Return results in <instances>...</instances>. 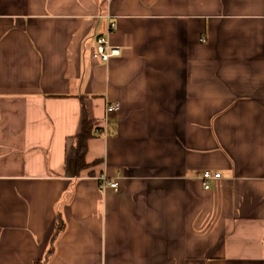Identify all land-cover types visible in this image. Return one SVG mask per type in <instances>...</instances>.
<instances>
[{"label": "crops", "instance_id": "1", "mask_svg": "<svg viewBox=\"0 0 264 264\" xmlns=\"http://www.w3.org/2000/svg\"><path fill=\"white\" fill-rule=\"evenodd\" d=\"M52 247L47 264H264V0H0V264Z\"/></svg>", "mask_w": 264, "mask_h": 264}, {"label": "built area", "instance_id": "2", "mask_svg": "<svg viewBox=\"0 0 264 264\" xmlns=\"http://www.w3.org/2000/svg\"><path fill=\"white\" fill-rule=\"evenodd\" d=\"M109 2L110 0H106V4L107 6H109ZM104 18L107 21L106 24V31H105V35L101 38H99L97 40V48H96V52L94 54V57L104 63L109 62L112 58H117L119 56H121V49L119 47L113 46L110 43V38L113 34V32L115 31V22L112 21L111 16L109 15V13H106V15L104 16ZM120 104L118 103H114V104H109L106 107V114H112V113H116L120 110ZM96 135H101V136H105V132L104 131H100L97 130L95 132ZM222 176L219 173H212V172H204L201 176H200V180L202 182L203 188L208 191L211 189L212 184L215 181L221 180ZM118 180L117 179H113V180H108L107 177H102L100 179V188L102 191L108 190V189H117L118 187Z\"/></svg>", "mask_w": 264, "mask_h": 264}, {"label": "trees", "instance_id": "3", "mask_svg": "<svg viewBox=\"0 0 264 264\" xmlns=\"http://www.w3.org/2000/svg\"><path fill=\"white\" fill-rule=\"evenodd\" d=\"M94 123L90 120L88 112L84 108L82 111V124H81V132L76 137V150H77V175H80L81 172L89 168V165L86 163V156L88 152V144L91 139L94 138ZM101 136V135H100ZM65 229V224L61 218L57 224L55 236L53 238V243L56 240L57 236ZM54 248L52 247L49 251L47 257L42 260H38L34 262V264H47L48 258L53 255Z\"/></svg>", "mask_w": 264, "mask_h": 264}]
</instances>
